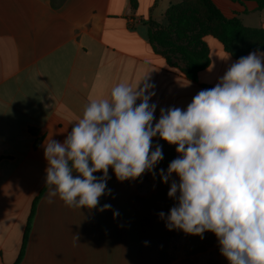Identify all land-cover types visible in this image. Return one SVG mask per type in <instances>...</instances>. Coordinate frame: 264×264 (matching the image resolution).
I'll use <instances>...</instances> for the list:
<instances>
[{
	"label": "crops",
	"instance_id": "crops-1",
	"mask_svg": "<svg viewBox=\"0 0 264 264\" xmlns=\"http://www.w3.org/2000/svg\"><path fill=\"white\" fill-rule=\"evenodd\" d=\"M211 1L226 19L264 29V9L255 1ZM181 2L0 0V264H15L42 190L20 264H229L214 233L169 231L159 217L175 205L168 191L179 182L175 174L169 183L161 180L160 169L166 173L178 153L159 135L152 150L161 146L163 160L123 182L109 168L111 194L96 208L47 197L42 145L48 137L63 142L90 100L107 98L119 83L135 89L146 81L155 92L154 126L161 108L186 109L238 60L207 34L194 51L207 52L210 63L191 79L175 49L151 42L152 28H168V9ZM104 204L111 209L99 211Z\"/></svg>",
	"mask_w": 264,
	"mask_h": 264
},
{
	"label": "clouds",
	"instance_id": "clouds-1",
	"mask_svg": "<svg viewBox=\"0 0 264 264\" xmlns=\"http://www.w3.org/2000/svg\"><path fill=\"white\" fill-rule=\"evenodd\" d=\"M140 83L135 89L119 83L107 98L90 100L63 142L46 138L49 201L96 208L111 194L109 168L123 182L163 160L161 146L152 150L159 135L178 153L159 172L163 183L179 178L168 191L175 205L167 216L159 213L166 228L201 238L212 232L229 264H264V52L240 57L186 109L161 108L154 126L155 92ZM109 209L104 204L99 211Z\"/></svg>",
	"mask_w": 264,
	"mask_h": 264
},
{
	"label": "trees",
	"instance_id": "trees-1",
	"mask_svg": "<svg viewBox=\"0 0 264 264\" xmlns=\"http://www.w3.org/2000/svg\"><path fill=\"white\" fill-rule=\"evenodd\" d=\"M245 1V0H233ZM258 5V9H264V0H252ZM197 15L199 24L192 22V15ZM169 27L150 32V40L162 47L175 49L187 62L188 69L186 75L191 79H196L197 74L207 67L210 58L207 52L199 53L194 48L201 43L202 37L210 34L218 39L224 50L239 59L250 52L264 48V29L244 26L238 19H226L211 0H183L179 4L172 5L167 12ZM182 17L183 23L176 25V20ZM153 30L156 27L152 28ZM176 30V34H186L181 43L164 37L166 32ZM180 37V36H179ZM47 187V186H46ZM45 187V188H46ZM43 190L33 202L29 218L23 234L21 249L15 264H20L23 260L32 222L35 216V208Z\"/></svg>",
	"mask_w": 264,
	"mask_h": 264
},
{
	"label": "rangeland",
	"instance_id": "rangeland-1",
	"mask_svg": "<svg viewBox=\"0 0 264 264\" xmlns=\"http://www.w3.org/2000/svg\"><path fill=\"white\" fill-rule=\"evenodd\" d=\"M192 22H194V24H196V25H198L199 24V21H198V18H197V15H195V14H193L192 15ZM181 23H183V21H182V17L181 18H178L177 20H176V25H179V24H181ZM156 30H157V28L154 30L155 32H156ZM176 30H174V32H173V30H170L169 32H166V35L164 36V37H168V38H170L171 40H173V41H178V42H182V41H184L183 40V37L185 38V37H187V35L185 34H182L181 33V31H179L180 32V35H177L176 33ZM180 36V37H179Z\"/></svg>",
	"mask_w": 264,
	"mask_h": 264
}]
</instances>
